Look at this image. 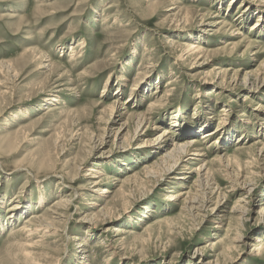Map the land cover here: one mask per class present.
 I'll return each instance as SVG.
<instances>
[{
    "label": "rangeland",
    "instance_id": "obj_1",
    "mask_svg": "<svg viewBox=\"0 0 264 264\" xmlns=\"http://www.w3.org/2000/svg\"><path fill=\"white\" fill-rule=\"evenodd\" d=\"M262 62L263 0H0V264H264ZM192 138L205 155L167 174ZM205 160L212 187L190 172ZM34 215L53 225L20 248Z\"/></svg>",
    "mask_w": 264,
    "mask_h": 264
},
{
    "label": "bare ground",
    "instance_id": "obj_2",
    "mask_svg": "<svg viewBox=\"0 0 264 264\" xmlns=\"http://www.w3.org/2000/svg\"><path fill=\"white\" fill-rule=\"evenodd\" d=\"M264 2V0H263ZM242 17V16H241ZM81 47V46H79ZM74 51V50H73ZM206 53V50H205V47L202 43V41H195V42H191V43H188V44H185L183 46V49L180 51L179 54L181 59L182 58H188L189 60H193V58L195 59L196 58V61L195 63L197 62H200L203 57H204V54ZM200 64H203V63H200ZM194 66V65H193ZM261 66H264V62L261 63ZM257 70V71H256ZM259 69H255L253 71H249V72H246L245 75H244V78H243V83L245 86L248 85V83H251V85H254V82L257 81V79L260 78V75L262 74L261 71L258 72ZM224 70H220L217 75H220V78H221V81L220 84L222 85H225L228 83V77L226 74H224ZM222 73H223V76H222ZM217 77V76H216ZM219 78V79H220ZM236 81V79L234 80ZM257 85V84H256ZM157 91V90H156ZM197 94V93H196ZM208 94V93H207ZM150 107L152 106V104H149ZM156 104L153 105V107L155 106ZM152 107V108H153ZM151 108V110H152ZM258 108V107H257ZM262 108V107H261ZM150 111V110H149ZM148 119V116L145 115V114H139L138 117H137V125H138V128L139 129L141 127V125L144 123V121H146ZM206 123V122H205ZM264 123V122H263ZM200 124V123H199ZM203 124V123H202ZM201 124V125H202ZM191 125V124H190ZM175 126H176V123H175ZM180 126V125H179ZM194 127V126H193ZM161 126H157L155 127V129H160ZM162 132L160 134L157 135V137H155L154 139V142L152 145H154L155 148H158V147H164L166 142L170 139V137L172 136L171 135V128L170 127H166V128H162ZM193 129V128H192ZM196 129V127H195ZM118 131L120 132L121 131V127L120 129H118ZM193 131L196 133V131L193 129ZM217 132V131H216ZM215 131H211V130H207L205 131L202 135H201V138L202 139H205L207 137H210L212 135H214L216 133ZM118 133V132H117ZM216 140V139H215ZM213 140V143L214 141ZM198 140L196 138H192L191 140L189 141H186L184 143H177L174 141L173 143V147L170 148L169 150H166L163 155H162V158H165L164 160L166 161H169V162H172L170 163L171 165H169L168 169H167V174H174L175 171L177 170L178 168V165L181 166V165H187V164H190L192 163V161L196 160V159H199L201 158L203 155H205V152H200L199 148L196 147ZM253 150H254V154L252 157V159L250 161H248V163H252V162H255V158H259L258 156H263L264 155V143H262L260 140H258L257 142H255L253 144ZM179 153V154H178ZM263 154V155H262ZM216 158H218V160H223L224 159V156L222 154L218 155ZM251 158V157H250ZM201 160V159H199ZM200 163V161H199ZM225 164V163H224ZM211 163L210 161H204L202 164L198 165V166H195V165H191L189 168H190V172L191 171H196L197 172V176H198V180H196L197 182L195 183L196 185H200L203 186V184H205L206 187H212L213 185L212 184H215L213 180V177L215 175V173L213 172V170L211 169ZM101 167V166H100ZM91 176L95 179L94 182H93V187H98L100 186V183H101V179L99 178L100 175L99 174H104V171L102 169H100L99 167H94L91 169ZM88 175V174H87ZM188 177V175H184L183 178H186ZM131 180V179H130ZM128 182V181H127ZM126 183V182H125ZM124 183V184H125ZM251 190V189H250ZM98 191H101L100 188L98 189ZM170 194H168V196L166 197V199L168 200V202H176L178 201L182 195H184V193H181L180 191L179 192H174L173 190H169ZM103 194H108L109 192H111V189H104L103 191H101ZM186 194V193H185ZM77 195V193L74 194V196ZM68 199H70V201L72 202V200H74V197H67L62 199L61 201V204H65V202L68 201ZM72 199V200H71ZM241 201H245L244 199H242ZM192 202V201H191ZM59 203V202H57ZM67 204V203H66ZM65 204V205H66ZM264 201L261 203V209H260V212L261 213H264ZM194 206V205H193ZM192 206V207H193ZM56 207V206H55ZM67 207V206H66ZM18 208V207H17ZM50 208V207H49ZM48 208V209H49ZM61 208V207H60ZM63 208V207H62ZM240 208V207H239ZM13 209H15V207H13ZM246 209H244L243 211H245ZM214 211V210H213ZM242 211V212H243ZM49 212V211H48ZM243 215V214H242ZM241 215V216H242ZM69 217V216H68ZM40 218V217H39ZM38 216L37 215H34L32 216V218L29 220H27L25 222L24 225H22L21 227V231L24 232V234L26 233L27 237H30V238H27L28 241L27 243L25 242L24 244L21 243V247L20 248H27L29 247L30 249L32 248H37L39 246L36 245V243L38 242H35L33 241L34 239V235H38L40 234L42 231L44 233V231H49L50 228H51V225L52 222H48L47 223H44L43 222L41 223L40 220H39ZM36 219L39 220L38 223H41L40 226H36L34 225V223L36 224ZM67 219V218H66ZM20 231V230H19ZM15 233V232H14ZM17 233V231H16ZM20 233V232H19ZM42 233V234H43ZM11 235V234H10ZM119 235V232L118 234ZM23 237V236H22ZM20 240V239H19ZM261 239H259L260 241ZM23 241V240H22ZM25 241V240H24ZM39 244V243H38ZM83 245L85 244L84 242L82 243ZM21 250V249H20ZM264 251V242H262L261 244L259 245H254L253 246V249L251 250V253L253 254H261L262 252ZM25 252V251H24ZM26 255V258L28 260H30L32 262V264H44L46 261H45V256L47 255V253H43L42 255H44L43 257H37V256H33L31 254H25Z\"/></svg>",
    "mask_w": 264,
    "mask_h": 264
}]
</instances>
